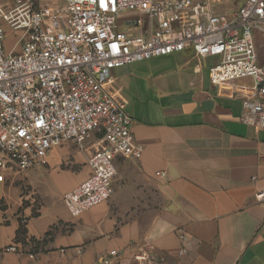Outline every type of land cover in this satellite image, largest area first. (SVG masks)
<instances>
[{
	"label": "crops",
	"instance_id": "1",
	"mask_svg": "<svg viewBox=\"0 0 264 264\" xmlns=\"http://www.w3.org/2000/svg\"><path fill=\"white\" fill-rule=\"evenodd\" d=\"M217 62L188 48L113 70L110 91L127 104L142 156H118L112 197L79 216L64 196L92 174L96 138L6 170L0 264H136L140 247L150 264H264V130L241 122L240 93L211 84Z\"/></svg>",
	"mask_w": 264,
	"mask_h": 264
},
{
	"label": "built area",
	"instance_id": "2",
	"mask_svg": "<svg viewBox=\"0 0 264 264\" xmlns=\"http://www.w3.org/2000/svg\"><path fill=\"white\" fill-rule=\"evenodd\" d=\"M64 1L0 0V179L10 168L40 165L53 147L72 141L85 149L96 138L92 174L64 203L79 216L108 201L115 159L144 152L127 104L110 91L113 70L188 48L218 58L211 84L240 93L241 122L264 130V0H245L231 15L217 13L215 0ZM10 32L19 35L6 51ZM256 199L264 205V189ZM177 233L185 254L190 238L183 228ZM134 260L150 264L149 248Z\"/></svg>",
	"mask_w": 264,
	"mask_h": 264
},
{
	"label": "rangeland",
	"instance_id": "3",
	"mask_svg": "<svg viewBox=\"0 0 264 264\" xmlns=\"http://www.w3.org/2000/svg\"><path fill=\"white\" fill-rule=\"evenodd\" d=\"M245 0H217L213 4L214 10L219 14L224 15H231L233 12H235L243 3ZM19 33L10 32L5 40V49L6 51L12 50V48L16 45V41L18 38ZM263 44V40H258V47L259 51L264 54V46H261Z\"/></svg>",
	"mask_w": 264,
	"mask_h": 264
}]
</instances>
